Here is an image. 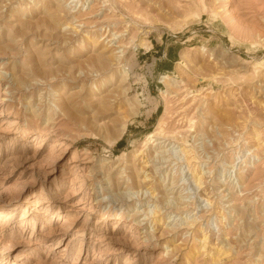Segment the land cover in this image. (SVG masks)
Wrapping results in <instances>:
<instances>
[{
    "label": "rangeland",
    "instance_id": "obj_1",
    "mask_svg": "<svg viewBox=\"0 0 264 264\" xmlns=\"http://www.w3.org/2000/svg\"><path fill=\"white\" fill-rule=\"evenodd\" d=\"M259 133L264 0H0V264H264Z\"/></svg>",
    "mask_w": 264,
    "mask_h": 264
},
{
    "label": "bare ground",
    "instance_id": "obj_2",
    "mask_svg": "<svg viewBox=\"0 0 264 264\" xmlns=\"http://www.w3.org/2000/svg\"><path fill=\"white\" fill-rule=\"evenodd\" d=\"M74 3H76V5H77V3H78V1H72L71 2V4H69V13L71 14V15H69L70 17H72L73 19L71 20V21H69L68 22V26H66L64 29H62V30H64V32L66 31H70L71 32V30H73L74 32H78L79 31V29L80 28H83V27H85V22L84 21H81L80 20V18L77 16L76 17V13H78V12H73V9L76 7V5H74V6H70V5H72V4H74ZM202 6V5H201ZM67 13V12H66ZM68 13V14H69ZM53 17V16H52ZM87 26V25H86ZM81 31V30H80ZM79 33V32H78ZM114 40H116V39H114ZM114 40H110L109 42L111 43L112 41H114ZM98 44V43H97ZM96 45V44H95ZM107 45V44H106ZM109 47H111L110 45H109ZM108 47V48H109ZM114 52V51H113ZM112 52V53H113ZM124 52L122 51V52H120V54H123ZM101 54V53H100ZM119 54V53H118ZM118 54H117V52L114 54L113 53V56L112 57H114V61H119V59H121V56H118ZM106 57L105 56V54H103V55H101L100 56V63H103L104 64V67H105V65L107 66V62H109L110 61V63H111V61H113V60H110L112 57ZM109 65V64H108ZM127 72V71H126ZM262 94V93H261ZM50 112V111H49ZM48 117H50V116H48ZM51 120V119H50ZM49 120V121H50ZM126 128H127V126H126V124H123L122 125V129L120 130L121 131V133H124L125 131H126ZM212 130V129H211ZM159 137H160V135H159ZM169 137V136H168ZM204 137V136H203ZM256 137H258L257 138V140H256V143H255V151L257 150H259V149H262V148H264V146H263V144H264V141L263 142H261L263 139H261L260 137H261V134L259 133V134H257L256 135ZM152 138H156V136H152ZM159 139H163V138H159ZM155 146L157 147V146H159V149H162V150H164L163 148H165L166 146H162V142H157L156 144H155ZM161 150V151H162ZM182 153H183V155L184 156H186V158L188 159V161H189V164H191L192 162H190V159H195V158H192L193 156L191 155V151H186V149L184 148V149H182V150H180ZM254 151V152H255ZM166 152H168V150L167 149H165L163 152H160V154H164L165 155V153ZM175 153V152H174ZM139 156V155H138ZM138 156H136V157H138ZM191 166V165H190ZM124 172V171H123ZM140 174H142L143 176H141V177H143V179H139L138 178V180L136 181V184L133 182V180H132V178H130L129 176L127 177H124V175L125 174H123V173H121L120 174V177H119V179L120 180H122V186H121V190H123L124 191V193H122V194H119L118 196H124V195H128L129 197H131V198H133V196H136L137 197V199H140V198H142L144 195H146V194H148L149 193V191L151 190V189H153V188H148V183H150L152 180H151V178H150V176L144 171V168H142L141 169V171L139 172ZM190 173H191V175L195 178V181H196V183H197V185H198V188L200 189V187H202L201 185L202 184H204V182H203V180H202V173L199 171V169L198 168H196V166H193V168H192V170H190ZM202 174V175H201ZM143 188H148L146 191H143ZM152 197H155V195H154V193L153 192H151V194H150ZM134 199V198H133ZM181 199V198H180ZM179 200V199H178ZM183 201V200H182ZM208 201V200H207ZM136 215H137V217L139 216V217H141V216H145L146 217V219L145 220H143V221H146V220H150L151 218H153L152 219V222L153 223H157L158 221L157 220H155L156 218H157V214H160L159 216H161L162 214H161V212L160 211H152V210H148V209H145V210H143V211H141V212H139V211H136V213H135ZM11 214H8V215H6L5 216V223H11L12 222V220H13V217L12 216H10ZM160 222H161V220H160ZM141 223V222H140ZM150 235H152V233H150ZM207 241H208V237H207V235H205L204 236V240H203V246H204V250H205V248H206V243H207ZM99 253V252H98ZM101 256V253H100V255H99V257ZM96 257V256H95Z\"/></svg>",
    "mask_w": 264,
    "mask_h": 264
}]
</instances>
